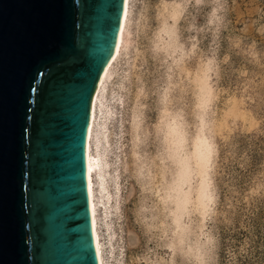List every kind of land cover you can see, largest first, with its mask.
Wrapping results in <instances>:
<instances>
[{"label":"water","instance_id":"obj_1","mask_svg":"<svg viewBox=\"0 0 264 264\" xmlns=\"http://www.w3.org/2000/svg\"><path fill=\"white\" fill-rule=\"evenodd\" d=\"M123 5L0 0V264H98L85 147Z\"/></svg>","mask_w":264,"mask_h":264},{"label":"clouds","instance_id":"obj_2","mask_svg":"<svg viewBox=\"0 0 264 264\" xmlns=\"http://www.w3.org/2000/svg\"><path fill=\"white\" fill-rule=\"evenodd\" d=\"M191 3L193 0H159L157 25L153 28L146 18L148 7L144 0H128L123 25L117 24L97 58V110L101 117L105 104L118 115V109L127 103L130 96L135 97L137 110L143 107L142 101L154 97L153 103L159 111L157 130L163 134L165 143L163 156L156 159L161 165L167 160L175 172V180L171 184L164 182L163 172L167 169L163 168L159 183L157 176L143 166H137L125 177L126 180H134L140 189L139 202L132 213L133 222L148 243L154 245L136 255V264H176L177 258L180 264H216L219 247L217 223L223 220L226 225H232L238 215L247 218L255 202L264 199V173L246 190L231 189V195L223 204L209 175L215 168L219 149L217 141L227 140L236 131L237 121L252 120L251 112L245 109L244 93L254 90V85L245 81L241 85L240 99L234 95L218 118L219 90L216 85L220 62L217 51L221 33L230 24L228 0H208L211 11L203 27H197L193 18L192 23L181 28V22L188 19ZM194 3L199 7L204 0H194ZM138 5L141 6L139 10ZM185 32L192 35L185 37ZM205 33L211 35L210 54L200 48L201 37ZM235 39L236 48L244 55L240 49V38ZM176 127L181 130L179 141L172 135ZM188 143L194 150L185 154L184 145ZM199 147H203L207 154L203 171H197L200 169ZM149 167L154 168V165ZM193 172L203 177V187L207 192L195 201L191 199L190 191L183 189L184 184L190 183V179L185 177ZM169 191L182 194L183 198L178 196L172 200L167 194ZM160 192L165 194L160 203L172 200L175 208L167 215L164 214L166 210H161L158 215L146 216L148 209L145 205ZM113 199L114 223L120 228L121 221L125 219L121 205L127 200L121 199L118 188ZM152 212L156 213V204H152ZM245 246H249L248 240ZM124 255L125 248L121 244L116 264H125Z\"/></svg>","mask_w":264,"mask_h":264},{"label":"rangeland","instance_id":"obj_3","mask_svg":"<svg viewBox=\"0 0 264 264\" xmlns=\"http://www.w3.org/2000/svg\"><path fill=\"white\" fill-rule=\"evenodd\" d=\"M144 3L148 7L146 18L154 28L157 25L156 8L159 0H144ZM140 7L138 5V10ZM210 11L208 0H204L199 7L193 0L189 5L188 19L181 22V28H186L193 18L197 27H203ZM228 19L230 24L221 33L217 51L220 62L219 81L216 85L219 90L218 118L234 95L240 99L241 85L245 81H251L254 90L244 93L245 109L251 112L252 120L237 121L236 131L227 140L217 141L219 149L215 168L209 175L219 191L221 204L231 195V189L246 190L250 183L262 178L261 174L264 173V0H228ZM184 35L187 37L192 33L185 32ZM237 37L240 38V49H243L244 55L235 46ZM211 47L210 33L203 34L201 50L210 54ZM225 57L228 59L225 60ZM153 100L154 97H151L142 101L143 107L137 110L135 97L130 96L127 103L118 109V115L107 104L102 117L98 110L95 112L90 153L96 162L93 177L96 228L103 264H116L121 244L125 248V264H136L138 253L146 247H154L133 222L132 213L135 204L139 202L140 189L134 180H126L125 177L135 171L137 166H143L157 176V183L162 168L167 169L163 172L166 184L175 180V172L170 163L165 160L161 165L156 159L163 156L165 143L163 134L157 130L159 111ZM172 135L179 141L180 128L176 127ZM184 149L185 154L194 150L191 143L184 145ZM197 155L200 161V169L197 171H203L207 157L203 147L197 149ZM149 165H154V168ZM185 179H190V183L184 184L183 189L190 191L193 201L198 196L203 198L207 195L202 176L193 172ZM116 188L119 189L121 199L127 200V203L121 205L125 219L121 221L120 228L116 227L113 217ZM167 194L172 200L178 196L183 198L177 192L169 191ZM164 198L163 192L154 196L145 205L148 209L145 215H158L161 210H166L164 214L167 215L172 211L175 204L172 200L160 203ZM152 204H156V213L152 212ZM250 212L247 218L236 216L232 225H226L223 220L217 223L219 247L216 264H264V199H258ZM246 240L249 241L248 247L245 246ZM176 264H180L179 258Z\"/></svg>","mask_w":264,"mask_h":264},{"label":"bare ground","instance_id":"obj_4","mask_svg":"<svg viewBox=\"0 0 264 264\" xmlns=\"http://www.w3.org/2000/svg\"><path fill=\"white\" fill-rule=\"evenodd\" d=\"M127 3H128V0H124L123 12H122V17L120 21L121 26L123 25L124 19L126 17ZM98 89H99V83L97 85V88L95 90V93L91 101L90 120H89V126H88L87 137H86L85 157H86L87 192H88V199H89V210H90V215H91V227H92L93 240H94V245L96 249L98 264H103L100 240H99V236H98V232L96 228V202H95V188H94V180H93V177L96 171V162H95V158L90 153L92 132H93L94 124H95V112L97 110L96 105H97V99H98Z\"/></svg>","mask_w":264,"mask_h":264}]
</instances>
